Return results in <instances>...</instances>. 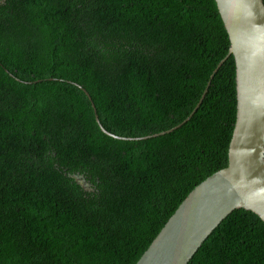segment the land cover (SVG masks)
Returning a JSON list of instances; mask_svg holds the SVG:
<instances>
[{"label": "trees", "instance_id": "1", "mask_svg": "<svg viewBox=\"0 0 264 264\" xmlns=\"http://www.w3.org/2000/svg\"><path fill=\"white\" fill-rule=\"evenodd\" d=\"M229 46L214 0H0V264H136L227 167L234 59L164 136L108 137L91 102L119 138L170 131ZM188 264H264L263 222L234 210Z\"/></svg>", "mask_w": 264, "mask_h": 264}, {"label": "water", "instance_id": "2", "mask_svg": "<svg viewBox=\"0 0 264 264\" xmlns=\"http://www.w3.org/2000/svg\"><path fill=\"white\" fill-rule=\"evenodd\" d=\"M214 1L228 36V54L210 75L197 105L183 123L153 136L119 138L101 126L91 102L95 122L108 137L140 141L164 136L190 120L219 68L228 57L234 59L236 116L227 167L206 178L187 195L136 264H188L208 236L234 210L251 212L264 224V2ZM74 85L91 101L81 86ZM79 184L84 187L82 181Z\"/></svg>", "mask_w": 264, "mask_h": 264}]
</instances>
